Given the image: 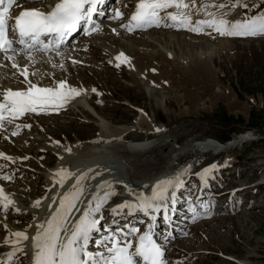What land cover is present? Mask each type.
I'll return each mask as SVG.
<instances>
[{
	"label": "rangeland",
	"instance_id": "374dc122",
	"mask_svg": "<svg viewBox=\"0 0 264 264\" xmlns=\"http://www.w3.org/2000/svg\"><path fill=\"white\" fill-rule=\"evenodd\" d=\"M207 1L209 3H220L224 0ZM248 2L249 7L244 9V12L249 15L251 10L256 11V8L252 6L253 0H248ZM211 11L217 12V9L212 8ZM223 11L225 10L223 9ZM240 16V14H236L235 16H229L228 14L227 19L234 21ZM129 19L130 17L122 21L120 18H116V20H119V25L116 26H120L122 32L118 38L110 36L106 41L108 45L111 44L113 46V49L119 48L121 44H125V48L139 47L142 52L147 53L145 62H141L139 65L140 71L149 80H147V84L138 82V79L131 76L129 70L124 65L117 68L115 65L113 66L110 63L104 62L105 59L111 60V55L105 54V51L101 49L102 47L100 48L97 45L103 41L105 37H103L105 35L103 33H101L103 35L100 37L95 38L94 41H86L88 44L90 42L96 44L89 50L88 55H77L81 62L77 63L74 68L69 66L70 70L64 71V75L71 76L70 80L72 79V82L78 86L76 88L96 90L92 93L93 97L91 100L97 105V109H100L102 114L111 120V125L113 126H131L141 116L142 109L147 111L150 119H152V124L148 125L145 122H141L135 126L137 130L129 132L126 136L127 139H145L153 136L151 134L152 130L154 131L160 127L167 129L162 134L161 139L164 142L170 141L169 144L155 145L146 152H124L126 157L137 161L138 166L136 165V169L138 168V171H143L144 169L145 171L158 172L164 169L171 162V156H174L178 148L190 139L200 140L207 137H216L226 140L233 136L235 138L237 135L247 131L253 132L255 138L235 149L227 150L223 155H214V151L218 152L217 150H212L209 153H200V155H192L193 158L195 157L196 163L203 157L200 160L201 163L196 168L197 171L204 164L216 162L218 159L220 165L223 163L221 165L222 172L220 171L217 176L222 178L226 172V175H224L225 179H222L219 185L212 178V180H209L210 184L204 187L202 193L206 197L207 204H211L209 200L216 196L222 198L217 203L219 205H226L228 209L227 211H221L217 215L219 217L215 220L196 225L190 230L193 235L195 234L194 237L196 238L194 240L197 239L196 243L193 244L186 239L173 242L175 247L171 251H167L165 257L167 258L166 260L172 259L171 262L168 260L171 264L174 260L175 264H239L234 258L243 259L252 249L257 252V258L253 264H264V186L258 189L261 193H258L259 191L253 188L256 185L255 183L264 180V38L253 40L219 39L211 41L210 38L212 36L209 35L204 41L199 36V40H202L200 42L196 40L198 35L197 37L193 35L191 37L195 38V41L188 40L192 43L185 42L182 44V42L181 45L178 43L172 45V49L175 50L177 56L184 55L187 57L195 54V51L202 48L205 50L211 44H220L221 48L229 46L213 55L211 59L213 72L209 74V78L212 81H216L213 83L214 89L210 90L209 94L200 100L198 92H196L198 91L197 86L194 82L189 81L191 76L195 75L191 71H187L185 65L181 64L178 60H171L172 58H170L167 61L163 54L157 52L159 47L166 45L171 40L170 38L174 33L151 30L147 31V33H138L139 36L133 37L128 34L129 31H125L126 28L121 26L127 24ZM111 25L115 27L114 24ZM109 26L107 25V27ZM175 28L171 30L174 32ZM176 36L180 40V37L183 38L184 35L177 34ZM219 37L221 38L222 36ZM18 61L22 63L19 59ZM49 61L50 65L40 62L34 68L36 76L42 73L43 77L46 78L42 79L40 77L41 79H38L45 81L46 85H50L49 82L52 81L54 69L58 68L52 66V59H49ZM152 63H159L156 65V68L157 66L160 67L157 68L160 69L159 74H157V70L152 69ZM170 63H174L173 68H167ZM64 67H59V69H67ZM161 72L173 74L183 84L174 86L175 89L173 88V90L170 88L171 92L166 97L160 91L155 90L157 94L163 95V98L167 102L168 112L167 107L164 108L165 106L161 107L158 105L156 96L151 94L153 86L156 87L155 80H159ZM11 73L12 75H10ZM0 80L1 85L10 87L9 84L13 82L12 84H17L16 86L19 88L23 79L18 80V77L9 71L7 67V69L0 70ZM170 85L168 84L167 86L170 87ZM218 86L225 91L224 94H222L223 91L217 90ZM184 96L187 99L185 98V101L181 102L180 99ZM63 111H61L62 113L49 114L48 112L42 113L43 115L35 114L34 116L27 114L25 116V123H29L32 120L31 118H33L32 123L34 125L30 127V131L26 130L29 127H25V123L21 122V120L16 121L15 126L7 127L9 140L7 139L1 146L5 150L13 151L14 153L19 151V153L25 154V159L27 157L31 159L29 162L31 167L30 169H26L24 162L15 160L14 163L18 165L13 166L11 164L10 166L9 160H3L0 162V170L4 175L11 177L12 180L10 179L8 182L12 185L27 186V189L23 190L21 194L26 203L31 201L33 197L46 196L45 171L50 168L47 164L54 167L57 163L56 157L58 156L53 151H48L47 154L41 152L44 148L43 146L46 145L45 139H52L51 135L53 134L58 138L60 137L59 141L66 143L69 140L77 141L78 137L82 140H87L98 136L101 132L100 126L96 122V120L101 119L98 115H92L94 117L93 120H87V115L82 110L71 108ZM17 126H19L18 134L13 135L12 133L17 131ZM35 128H41V130ZM23 131L24 133L21 135L20 133ZM24 140L27 142L25 143ZM37 152H39L40 157L37 156ZM228 155L234 156L237 159L239 158V165L235 167L228 166L225 171L223 166H226L225 157ZM28 161L26 159V162ZM196 163L189 162L183 165L194 167ZM3 164L6 166H1ZM233 164L231 163L230 165ZM213 165L217 166L216 169L219 168L218 163L208 164V167ZM177 166L180 167L182 165L177 164ZM206 167L204 166L201 171ZM230 169L233 174L229 177L227 171ZM237 173H241V176L238 177ZM217 176L216 178H218ZM228 181H230L228 185L223 187ZM223 183L225 184L223 185ZM244 185L250 187L242 190L246 198L243 195L240 202L245 204L242 206L236 205L238 209L236 212H228L231 209V195L226 197L225 194L227 195L229 187L234 186L230 188L233 194L235 187ZM190 189L193 191L196 187H191ZM237 191L236 197L240 193V190ZM257 194L259 195L258 197ZM218 208L222 210V208ZM14 210L15 208L11 209L13 213L10 214L12 222L16 226H25L30 221L29 212L23 211L18 213ZM1 214L2 211H0V218ZM201 218H203L202 215ZM138 225L142 229H147L149 222L139 221ZM135 226L137 225L135 224ZM186 231L187 229L184 230V232ZM6 233L7 230L1 227L0 241L5 238ZM175 235L174 231L169 234L171 241L172 238L177 239ZM180 236L183 237V233ZM177 257L181 258L178 259ZM14 259L16 260L15 264L27 263V258L21 252L16 254Z\"/></svg>",
	"mask_w": 264,
	"mask_h": 264
},
{
	"label": "bare ground",
	"instance_id": "6f19581e",
	"mask_svg": "<svg viewBox=\"0 0 264 264\" xmlns=\"http://www.w3.org/2000/svg\"><path fill=\"white\" fill-rule=\"evenodd\" d=\"M18 3L21 6L18 9L23 8V7H26V8L44 7L45 8V3H40L39 0H37L34 3L29 2V0H19ZM220 11H223V10H220ZM261 13H264V11H262ZM242 18L243 17L241 15L238 19H242ZM176 28L181 29V31L174 29V32H173L172 30H170L169 31L170 33H174L172 34L170 38L171 40L168 41L166 45L159 47L157 52L163 54L164 57L166 58L165 60L167 61L168 59H170L168 55L171 53L172 54L171 60H178L181 64L185 65V68L187 71H191L193 75H195V76H191V79H189V81L194 82V84L197 86L198 91L196 92H198L199 99L202 100L209 94L210 90L212 91V89H214L213 83L215 80L212 81L209 78V74L213 72L211 59L213 55H215L216 52H220L222 49L224 50L228 48L229 46H223L221 48L219 46L220 44L219 45L217 44L218 46L211 44V46L207 47L205 50L204 48L197 50L195 51V54H192L189 57L184 56V55L177 56L175 53V50L172 49V45H175L177 43L181 45L182 42H183L182 44H184L185 42H189L188 40L195 41V38L193 39L191 36L195 35L194 37H197L198 33L191 32L187 28H183L179 26H177ZM113 29H115V31H113ZM121 29H120V26L114 27L110 25L109 27H107V25L104 24V29H102L101 31L105 35L101 34L100 33L101 31H100L99 33H97V35H94L87 40L94 41L95 38H98L101 35H103V37L105 36L103 41L99 42V44L97 45L100 48L102 47L101 49L105 51V54L111 55L110 59L115 64L120 63L119 61L116 60V55L120 53H124V55L129 58L130 62H127V64L126 63L121 64V65H124L129 70L130 75L138 79L137 80L138 82H143L144 84H147L149 80L148 78H146V75L140 71V68H139L140 63L145 62L147 53L142 52L141 49H139V47L125 48L124 47L125 44H121L119 48L113 49V46L111 44H110L111 46L108 45L106 41L110 36H116V38H118L120 36V33L122 32ZM146 29H138V31L136 32L137 33H147ZM126 30L127 29H125V31ZM141 31H144V32H141ZM206 32L208 31L206 29H203V33L206 34ZM148 33L149 35H151L150 32ZM177 34L179 35L183 34L184 36L183 38L180 37V40H178L176 36ZM205 34H201L203 41L204 39H207V36ZM181 38H182V41H181ZM199 39L200 37L198 36L196 40H199ZM13 41H14L13 42L14 46H17L18 42L15 40ZM83 42L84 41H81V42L75 41L73 45L69 46V48L65 50L60 49V50H53L50 52L41 51L40 53L36 51H32L30 53L32 59L28 58L29 53L22 46L16 47L15 48L16 51L14 53L10 52L8 53V55L15 57V62L20 66V69L27 68L28 74H29L28 79L31 80L32 83L37 84L40 87H55L58 85L60 81H66L69 86L75 87L73 84L69 82L70 80L68 78L70 77L67 75L54 76V73H53L52 81L49 82L50 85H46L45 81L38 80L41 78L42 79L45 78L43 77L42 73H39L38 76L32 75V73H35L34 68H36V66H38L40 62L50 65L49 59H52L51 63L53 67L59 68L61 67V65L62 67H64L65 65H68V59H72V58L80 59L77 55H83V54L88 55L86 51H88L92 43L90 42L89 43L90 45H89L87 42H84L85 44ZM189 43H192V42H189ZM110 50L113 52L110 53L109 52ZM18 59L22 63H20ZM3 60L5 61V64L9 68V71L13 72V74L16 77H18V80L23 79L22 80L23 85L22 83L20 84L21 86L19 87L20 89L18 88V86H16L17 84H12L13 82L12 83L10 82L11 83L9 84L10 87L4 86V85H1V80H0V93H3L4 90L9 89V88L13 90L26 89L27 84L24 83V77L19 74L18 69L12 67L13 61L6 59L4 55H3ZM152 64H153V67L156 68V65H158L159 63L158 64L152 63ZM173 67H174V63L173 64L170 63L167 68H173ZM157 68H160V67L157 66ZM10 75H12V73ZM155 81H156V87L153 86V88L151 89L152 91L151 94L153 96H156V99L158 100V105H160L161 107L165 106L164 108H166L167 102L163 98V95L157 94L155 90L160 91V93L164 94L166 97L167 94H170L171 90H173L174 86L176 85L180 86L182 84V81L177 79V77L174 76L173 74H169L167 72H164V73L161 72L159 80H155ZM168 84L169 85L171 84L170 87L167 86ZM77 89H81L84 91L82 92L80 96L75 97L70 102H68L63 108L59 109L58 111L49 109L46 112H41L40 114L48 113V112L49 114L59 113L63 110H69L71 108L77 109V110L79 109V110H82L84 113H86L87 118H88L87 120L89 119L93 120L94 117L92 115H95V116L98 115L101 118V119L96 120V122H98V125L100 126L101 132L98 136H95L87 140H82L78 137L77 141L69 140L66 143H64L62 139L61 140L63 142L59 141L60 137L58 138L57 136L53 134H52L53 136L52 139L44 140L46 141V145L43 146L44 147L43 150L44 149L51 150L58 156L56 165H54V167H50L46 169L45 171L46 184H47V186L46 185L45 186L47 187L46 188L47 194L44 197L36 196V197H33L31 201L26 203L24 197H22L21 194L23 190L27 189V186L12 185L11 183L8 182L10 180L3 179V177L7 175H4L2 171L0 170V188L3 189L5 195H7L12 201H14V205L9 206L8 210L5 211L3 209V201L0 200V211H2L1 218H0V226L7 230L5 238H3L2 241H0V264H15L14 262L16 260L14 259V257H12L11 260H9L8 257H9V253L13 252L17 247H22L24 249V251L21 253L27 258L26 264H33L32 256L34 253V249H33L31 237L35 235L37 231V225L47 221L51 217V215H53L54 212L58 210L60 199L65 194L74 191V186L76 185L77 178L81 176L82 174L85 175L86 177L80 185L83 188V195L80 197L79 201L76 202V208L73 209L71 217L68 220L69 225L75 222V220L80 216L82 211L88 208L89 204H91L93 208L95 207V203L97 201L94 199V197L103 198L106 194L113 193L112 189H117L118 187L123 186L121 181L123 180L131 181L133 183L132 185L140 187V189L131 188L130 192L125 196H122L120 192H118L117 194L110 195L109 199L103 204L101 211L99 213H94V215L100 221L98 225L100 230L93 231L91 233L89 250L94 251V252L97 250L103 251L104 249L97 248L96 243H95L96 241L102 239L104 236H110L113 234H115L117 237H120L122 235L121 230H123V232H128L130 228L132 227L138 228L137 226H135V221L137 219H135L133 215L136 212L145 213L139 208H135L134 212L130 214L129 216L133 219L131 220L132 223H129L128 226H125L124 223L114 218L111 222V225H112L111 227L106 226L105 228H103L101 227L103 221L107 220V217L112 216V212L114 209V204H113L114 202L120 201L121 202L120 205L126 202L136 205L139 203V198L141 196L150 195L153 184H156L158 181L164 180V179L176 180L177 178H179V180L182 181L183 183L185 178L188 175H192L191 172L194 171V167L191 165H182L178 167L177 164L180 161H183L189 158L192 159L193 158L192 155H200V153L209 152L212 150H217L219 152V151H227L229 149L230 150L235 149L236 147L243 145L244 143L251 141L253 138H255V134L253 132L247 131L244 133L240 132L241 134L238 133L239 135H237V137L234 138L233 136L225 142H223L222 140L216 137L215 138L207 137L205 139H200V140L190 139L189 141H187L186 143H184L178 148V151L176 152L174 156H171L172 157L171 162L168 163L167 167L165 166L164 169L158 172L147 171V170L145 171L144 169L143 171H138L139 169L138 168H137L138 170L136 169V167L138 166L137 161H135V159L132 160L131 158L126 157L124 155V152L126 151L139 152V153L146 152V151H149L155 145L169 144L170 141L167 140V142H164L163 139H161L162 134H164L167 131V129L160 127L158 129H155L154 131L152 130L151 134H153V136H150L145 139L143 138L132 139V140L127 139L126 136L129 134V132L134 131L136 129L135 127L136 125H139L141 122H145L148 125L152 124L151 123L152 119H150V116L148 115L147 111L145 109H142L141 116L138 117L137 121L134 122L133 125L131 124V126L130 125H124L122 127L113 126L111 125V120L105 117L102 114L101 110L97 109V105H95V103H93V101L91 100L93 97L92 93H94L93 89H85V88H77ZM217 90L223 91V93L221 92L222 94L225 93V91L223 89H220V87ZM185 98L186 96L182 97L180 99L181 102L185 101ZM164 102H165V105H164ZM167 112H168V107H167ZM27 114H30L33 116L35 115V113H27ZM27 114L15 119L11 123H8L7 121H5L4 126L0 128V153H3L5 156L11 157L12 158L11 161L15 160L18 162H24V160H26L27 158L25 159L26 157L25 154H21L19 153V151L18 152L15 151L16 153H14L13 151L5 150L1 146V144H4L7 139L9 140L8 138L9 136L7 134V131H8L7 127L13 126V125L15 126V123H17L18 120H21V122L25 123L26 122L25 116ZM35 129L41 130V128H35ZM24 141L25 143L27 142L26 140ZM39 155H40L39 152H37L38 157H40ZM235 158L236 157L234 156L228 155L226 157L225 164L229 165L233 163L235 161ZM3 160H7V159L0 157V162H2ZM14 164L16 165V163ZM206 166L207 167L205 169L211 168V166L209 167L208 165ZM216 168L217 166L215 168H212L211 172L205 177L207 179V183L205 184V186H208L210 184L209 180H212L211 175L216 173L217 170L219 169V168L218 169ZM61 169H65L70 173H74V175H72L70 178H68L64 182L63 186H61L57 182L60 179V177L56 176V173L59 172ZM205 169H203L201 172L198 173L200 178H202L201 174L204 173ZM220 171L222 172L221 168H220ZM177 186L181 187L180 185H177ZM189 191H191V189ZM168 192H171L170 195L172 196L176 192L175 186L173 185L169 187ZM236 193H238V191H236ZM198 199L201 200L202 207L201 205L197 203ZM198 199L194 197L193 200L196 201V207L192 208L191 212L187 211L189 215L194 216V220H196V218L199 217L200 213L206 210V206H207L206 197L203 195V193L198 197ZM37 200L41 202L39 207L34 206ZM53 201H56V203H53ZM14 208L20 209L18 213L23 212V211L29 212L30 221L25 226L23 227L16 226L12 222V218L10 214L13 213L11 212V209L13 210ZM193 209H195V211H193ZM14 211L17 212L16 210ZM147 213L145 217L146 220L150 218L149 216H147ZM212 219H213V216L206 215V218L200 217V219L193 225L196 226L200 224H205L207 221H211ZM173 220L179 221L181 223L183 222L191 223L189 222L190 220L186 219L185 216H181V217L175 216ZM174 226H178V225L174 224ZM194 227H188L187 231L183 232V237H181V240L186 239L187 241L193 244L196 243L195 241H197V239L194 240V238H196L194 237L195 234L193 235V233L190 231ZM181 229H185V227H183L182 225ZM18 231L26 232L28 236L30 237V239L28 241H23L18 246L11 244V243H7V241L10 238L11 233L18 232ZM172 231H174V228ZM145 232L147 231L140 229L139 233L131 234L128 238L136 239L140 234H143ZM171 232H167V236H166L167 239H166V242H164L163 236L161 235V233L157 229L154 230V236L156 237V242L168 243L167 244L168 246L166 247V253L167 251H171V249L175 247V244L173 242H170L171 238L169 234ZM177 235L178 233L175 236ZM18 253L19 251L16 252V254ZM166 253H165V256H166ZM256 253H257L256 251L251 249L250 253L245 258L243 259L240 258L241 259L240 264H253V262H255V259L257 258ZM165 259L167 258L165 257ZM168 260H166L167 264H171L170 262L172 261V259L170 262ZM172 264H175V260L173 261Z\"/></svg>",
	"mask_w": 264,
	"mask_h": 264
},
{
	"label": "snow or ice",
	"instance_id": "6c2138e0",
	"mask_svg": "<svg viewBox=\"0 0 264 264\" xmlns=\"http://www.w3.org/2000/svg\"><path fill=\"white\" fill-rule=\"evenodd\" d=\"M29 2L34 3L36 0H29ZM39 2L44 3L45 0H39ZM101 2L102 0H58L49 11L32 7L22 9L18 15L13 17L10 14L13 6L21 7L17 4V0H0V53H3L6 59L13 61L12 67L19 70V74L24 77V83L27 84V88L24 90L9 88L0 93V128L4 126L5 121L11 123L27 113L40 114L49 109L58 111L84 91L69 86L66 81H60L55 87H40L32 83L28 79L27 68L20 69V66L15 62V57L8 55L9 52L16 51L13 47L14 41L10 38V30L12 36H18L19 44L25 46V50L29 53L28 58L32 59L30 53L38 46H40L39 50L43 52L59 49L65 42V37L78 31L82 22L89 26L86 30L87 35L98 31L99 25H93L92 16L96 12L97 5ZM236 7L246 9L249 6L242 3V0H228L227 3L205 2L199 6H197V0H137L135 11L129 22L122 26L132 32L152 26L160 27L163 23L166 27L179 26L197 33L207 27L221 36L264 35V13L234 21L227 19L228 13ZM212 8L217 9V12L210 11ZM170 9L171 11H169ZM223 9H228V11H220ZM193 13H203L210 19L197 20L194 25ZM122 15L117 10L114 18H122ZM45 36H53L55 42L45 43L41 39ZM116 60L121 63L130 62L124 53H120ZM93 91L96 90L93 89ZM25 127L30 128L31 125H25ZM18 131L19 126H17V131L12 134L17 135ZM0 157L7 160L12 159L3 153H0ZM212 168H215V165L205 169L201 174L202 178L206 177ZM72 175L74 173L61 169L56 173V176L60 177L57 182L63 186L64 182ZM85 178L83 174L79 176L74 191L65 194L60 199L58 210L47 221L37 225V231L31 237L34 249L33 264H167L163 247L153 239L152 225H149V230L140 234L136 239L128 238L131 234L140 232V229L135 227L130 228L128 232L121 230L120 237L115 234L104 236L95 242L97 248H102L103 251L89 250L91 233L100 230L98 227L100 221L94 213H99L103 204L114 193L106 194L103 198L94 197L97 201L95 207L93 208L89 204L75 222L69 225L68 220L73 209L76 208V202L83 195V188L80 185ZM3 179L10 180L11 177L4 176ZM173 185L182 186V181L179 178L160 180L153 187L151 195L141 196L138 204L133 205L126 202L117 207L121 209L139 208L145 213L149 210L159 212L162 207L167 211L166 205L160 202L165 200L169 187ZM0 200L3 201L5 211L9 206L14 205V201L4 194L2 188H0ZM172 202H175V197H172ZM40 203L37 200L34 206L39 207ZM15 210L20 211L19 208ZM29 239L26 232L18 231L11 233L7 243L18 246ZM17 251L23 252L24 249L17 247L9 253V260L16 255Z\"/></svg>",
	"mask_w": 264,
	"mask_h": 264
}]
</instances>
